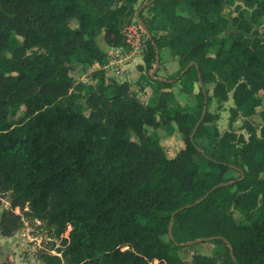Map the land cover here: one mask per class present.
<instances>
[{"label": "trees", "instance_id": "16d2710c", "mask_svg": "<svg viewBox=\"0 0 264 264\" xmlns=\"http://www.w3.org/2000/svg\"><path fill=\"white\" fill-rule=\"evenodd\" d=\"M139 1L0 0V234L13 236L22 225L16 210L28 209L59 239L70 227L60 256L43 255L46 264H187L174 252L188 242L215 245L213 256L194 255L191 264H264V0L249 2L250 14L237 7L239 28L251 33L257 24L262 34L220 40L234 0H147L136 8ZM137 13L150 34L139 69L152 72L164 51L181 67L174 77H151L147 102L128 82L107 78L108 54L97 41L124 46L123 28ZM79 54L101 67L84 110L71 76ZM177 84L196 94L194 121L173 110ZM229 84L234 106L221 134L210 106L229 100ZM237 120L247 138L233 128ZM173 123L184 148L169 158L146 128ZM6 196L10 208H2Z\"/></svg>", "mask_w": 264, "mask_h": 264}, {"label": "rangeland", "instance_id": "374dc122", "mask_svg": "<svg viewBox=\"0 0 264 264\" xmlns=\"http://www.w3.org/2000/svg\"><path fill=\"white\" fill-rule=\"evenodd\" d=\"M253 1L254 0H234L233 5H228L225 7L223 15L229 19V26L225 32L219 35V40L221 38H229L232 35L240 32H242L246 37H250L252 39L262 34L263 30L261 26L257 24L253 25L254 29L251 33H245L239 28V21L241 20V18H239V10L237 9V7H240L241 10L249 11L250 14L252 10L249 8L248 3ZM146 2L147 0H140L137 3L136 8H138L142 3L146 4ZM145 14L149 16L150 10H146ZM244 15L246 16V13ZM135 17H133L132 19H134ZM246 19L249 21V16H246ZM70 26L72 28H75L77 26V22L71 21ZM262 36H264V34H262ZM97 41L99 46L103 50H106L107 45L104 41V36H99ZM217 48L218 47H214L213 50H217ZM180 68L181 67L178 59L173 60L170 57L168 51H164L162 53V62L160 64V69L158 72L156 71L158 77L155 78H159L161 76L174 77L178 74ZM154 70L146 74L147 79L142 81V85L151 87V76L153 75ZM138 71H141V69H139ZM135 75H138V73H135ZM71 76L75 80V90L83 94V99L81 105H79V108L81 110H84V95H86L93 86L91 67L88 65L84 55L79 54L76 56L71 66ZM85 80L87 81L85 82ZM209 88L210 90L212 89L211 86ZM233 88L234 85L229 84V100L227 102L221 103L218 100H214L212 105L210 106V111L219 115V119L213 125L217 126L221 134H224L229 130L230 109L234 106L233 100L231 98ZM146 95L147 93L137 96L142 101L147 102ZM261 96L264 100V95L261 94ZM182 104H185V107L180 106L177 108H173V110L179 109L185 113L190 114L192 121H194L196 118L195 114L199 111L196 94L188 96L187 101H183ZM260 110L261 109H259V111ZM24 111L25 108L13 111L10 119L13 122L17 121L23 115ZM252 121L258 128H260L263 124L259 113L252 118ZM241 127L242 121L240 120H237L233 125V128L238 134H243L247 138L248 135L246 131ZM146 131L150 136H153L154 134L158 136L161 146L169 157L175 156L181 150V148L184 147L183 136L178 131L175 123L158 130H154L153 128H146ZM132 139L137 140L134 135H132ZM198 143L202 147H205L209 144V141L206 139H200L198 140ZM196 159L203 168H208V162L203 157L199 155L196 157ZM10 200V197L6 196L2 200V208H10ZM16 213L22 215V225L20 229L11 237L5 238L0 234V264H46L45 260L43 259V255L51 254L60 256L57 249L63 248L62 238H67L70 230H67V233H65L62 238L59 239L56 237L54 229L51 225H49L46 221H41L34 218L28 209H26L24 213H21L20 210L17 209ZM234 218L239 223L247 222L246 215L238 210H234ZM170 238L171 237L169 236H165L164 240L172 243ZM193 248H195L196 250H200L205 255L209 253V255L212 256L214 255L215 251V245H212V243L210 242H206L202 244L194 243V245L191 246H181L174 252V254L180 261L191 264L193 260V253H191V249ZM158 263L159 262H155V264Z\"/></svg>", "mask_w": 264, "mask_h": 264}, {"label": "built area", "instance_id": "2783aa9c", "mask_svg": "<svg viewBox=\"0 0 264 264\" xmlns=\"http://www.w3.org/2000/svg\"><path fill=\"white\" fill-rule=\"evenodd\" d=\"M122 33L125 45L122 47H111L107 50L108 62L104 69L108 79H113L118 83H129L131 70L136 69L140 60H143V54L150 34L145 24L137 16L130 20L123 28ZM94 83L93 81V85ZM68 230H70V227Z\"/></svg>", "mask_w": 264, "mask_h": 264}, {"label": "crops", "instance_id": "0c3cea01", "mask_svg": "<svg viewBox=\"0 0 264 264\" xmlns=\"http://www.w3.org/2000/svg\"><path fill=\"white\" fill-rule=\"evenodd\" d=\"M109 48L107 47L106 48V51L108 50ZM174 60V59H173ZM143 65V61L140 60L139 62V65L136 69H132L131 70V73L129 75V85H130V90L133 94L135 95H143L145 93H147V101L150 99V97L152 96L153 94V83L151 82V87L149 86H144L142 85V81L147 79L146 78V72L145 71H138L139 70V66H142ZM91 71L92 73L96 70L99 69V65L97 64H94V65H91ZM159 69H160V65H158ZM156 68V67H155ZM159 71V70H158ZM135 73H138V75H135ZM152 77V76H151ZM160 79H163V78H167V77H159ZM93 85V84H92ZM91 85V86H92ZM76 87H74L75 89ZM173 91L174 93L176 94V97H177V100H178V103H179V107H185V104H182L183 101H187L188 99V96H191V95H187V94H184V93H181L180 90H179V85L177 84L174 88H173ZM147 128H151V127H147ZM184 147H182L181 149H183ZM177 155V154H176ZM175 155V156H176ZM168 156V155H167ZM175 156L173 157H169V158H174ZM213 245V244H212ZM191 253H193L192 255H204V256H212V255H209L208 254H204L202 253L200 250H196L195 248L191 249Z\"/></svg>", "mask_w": 264, "mask_h": 264}, {"label": "water", "instance_id": "95a60500", "mask_svg": "<svg viewBox=\"0 0 264 264\" xmlns=\"http://www.w3.org/2000/svg\"><path fill=\"white\" fill-rule=\"evenodd\" d=\"M136 16L139 17V13H137ZM192 65H193V63H191V64L188 66V68H189L190 66H192ZM157 67H158V63H157L156 68H155V70H154V72H153L152 78H155L154 73L156 72ZM188 68H187V69H188ZM187 69H186V70H187ZM186 70H185V71H186ZM193 136H194V133L192 134V138H193ZM171 227H172V226H171ZM195 243H196V242H195ZM191 245H194V242H188V243H186L185 245H182V246H191Z\"/></svg>", "mask_w": 264, "mask_h": 264}]
</instances>
